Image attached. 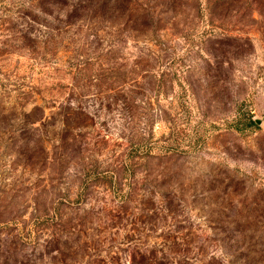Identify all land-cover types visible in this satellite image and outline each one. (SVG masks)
<instances>
[{"label": "rangeland", "instance_id": "obj_1", "mask_svg": "<svg viewBox=\"0 0 264 264\" xmlns=\"http://www.w3.org/2000/svg\"><path fill=\"white\" fill-rule=\"evenodd\" d=\"M67 3L0 0V264H263L264 0Z\"/></svg>", "mask_w": 264, "mask_h": 264}, {"label": "trees", "instance_id": "obj_2", "mask_svg": "<svg viewBox=\"0 0 264 264\" xmlns=\"http://www.w3.org/2000/svg\"><path fill=\"white\" fill-rule=\"evenodd\" d=\"M50 1H51V3H55V5L57 3V0H50ZM60 1H65V2L69 1V4L67 3L66 9L69 5H70L69 6L70 9L65 10V12H64L66 18L70 17L73 14H76L78 11H86V12L92 11V15L90 17L95 18L96 15L98 14L99 10L104 9L103 5L106 2L110 3V4H114L115 8H119L120 6H122V4H118L119 0H60ZM33 108H34L33 111L38 112V111H40L41 107L34 106ZM41 113H42V110H41ZM37 118H40V116H37ZM254 124H256V121L251 120V119L248 120V125L252 126ZM261 256H262L261 260L263 261V264H264V252L263 253L261 252Z\"/></svg>", "mask_w": 264, "mask_h": 264}]
</instances>
